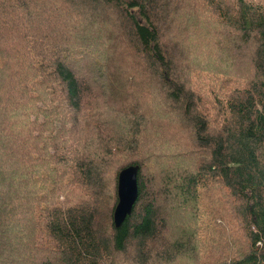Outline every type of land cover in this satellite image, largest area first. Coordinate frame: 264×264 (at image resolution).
Instances as JSON below:
<instances>
[{
  "label": "trees",
  "instance_id": "trees-1",
  "mask_svg": "<svg viewBox=\"0 0 264 264\" xmlns=\"http://www.w3.org/2000/svg\"><path fill=\"white\" fill-rule=\"evenodd\" d=\"M0 264H264V0H0Z\"/></svg>",
  "mask_w": 264,
  "mask_h": 264
},
{
  "label": "water",
  "instance_id": "water-1",
  "mask_svg": "<svg viewBox=\"0 0 264 264\" xmlns=\"http://www.w3.org/2000/svg\"><path fill=\"white\" fill-rule=\"evenodd\" d=\"M140 167L130 165L123 168L118 176V203L114 212V222L119 228L129 217L139 197L138 175Z\"/></svg>",
  "mask_w": 264,
  "mask_h": 264
},
{
  "label": "bare ground",
  "instance_id": "bare-ground-1",
  "mask_svg": "<svg viewBox=\"0 0 264 264\" xmlns=\"http://www.w3.org/2000/svg\"><path fill=\"white\" fill-rule=\"evenodd\" d=\"M139 184V183H138Z\"/></svg>",
  "mask_w": 264,
  "mask_h": 264
}]
</instances>
